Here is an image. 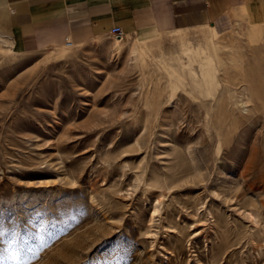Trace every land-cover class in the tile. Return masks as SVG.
<instances>
[{
  "label": "rangeland",
  "instance_id": "obj_1",
  "mask_svg": "<svg viewBox=\"0 0 264 264\" xmlns=\"http://www.w3.org/2000/svg\"><path fill=\"white\" fill-rule=\"evenodd\" d=\"M11 9L0 264H264V23L23 51Z\"/></svg>",
  "mask_w": 264,
  "mask_h": 264
},
{
  "label": "crops",
  "instance_id": "obj_2",
  "mask_svg": "<svg viewBox=\"0 0 264 264\" xmlns=\"http://www.w3.org/2000/svg\"><path fill=\"white\" fill-rule=\"evenodd\" d=\"M12 6L8 38L21 50L56 49L68 40L112 38L144 42L161 33L211 26L264 23V0H8ZM3 8V7H2ZM123 41V40H122ZM11 42V40H9ZM12 43V42H11ZM51 49V50H52Z\"/></svg>",
  "mask_w": 264,
  "mask_h": 264
},
{
  "label": "snow or ice",
  "instance_id": "obj_3",
  "mask_svg": "<svg viewBox=\"0 0 264 264\" xmlns=\"http://www.w3.org/2000/svg\"><path fill=\"white\" fill-rule=\"evenodd\" d=\"M6 243H11V241H6ZM4 251L7 253V255H5L3 257V259L22 262L23 257L21 256V253L22 252H25V253L30 252L31 248L30 247H18V248H16L15 251L10 250L8 248H5Z\"/></svg>",
  "mask_w": 264,
  "mask_h": 264
},
{
  "label": "bare ground",
  "instance_id": "obj_4",
  "mask_svg": "<svg viewBox=\"0 0 264 264\" xmlns=\"http://www.w3.org/2000/svg\"><path fill=\"white\" fill-rule=\"evenodd\" d=\"M185 34V33H184ZM184 34H181V35H184ZM111 35H113V34H111ZM113 37L116 39V41L118 42V43H121L122 41H119L120 39L119 38H117L115 35H113ZM227 37V36H226ZM122 40H123V37H122ZM68 42L69 43H71V45L70 46H72V44H73V42L72 41H70V40H68L67 42H66V44H65V46L66 47H69V45H68ZM138 43H140L141 45L142 44H146L147 42H138ZM141 49V48H140ZM203 49V48H202ZM184 50V49H183ZM186 50V49H185ZM143 51V50H142ZM142 51H140V52H142ZM204 51V50H203ZM203 54H205V53H203ZM192 55V54H191ZM191 55H189L188 54V56L189 57H191ZM147 56V55H146ZM187 56V55H186ZM205 57V56H204ZM210 58V57H209ZM208 58V59H209ZM195 59V58H194ZM202 59V58H201ZM193 60V59H192ZM198 61V60H197ZM208 61H210V60H208ZM199 62V61H198ZM213 62V61H212ZM193 63V62H192ZM199 64V63H198ZM201 64V63H200ZM206 65V64H205ZM215 69V68H214ZM205 74V73H204ZM208 81V80H207ZM155 210H157V208L155 209ZM156 212V211H155Z\"/></svg>",
  "mask_w": 264,
  "mask_h": 264
},
{
  "label": "built area",
  "instance_id": "obj_5",
  "mask_svg": "<svg viewBox=\"0 0 264 264\" xmlns=\"http://www.w3.org/2000/svg\"><path fill=\"white\" fill-rule=\"evenodd\" d=\"M111 34L115 35L117 38H119L120 40H122V32L120 31L119 28H113L111 30ZM68 45L70 46L71 43L68 42Z\"/></svg>",
  "mask_w": 264,
  "mask_h": 264
}]
</instances>
